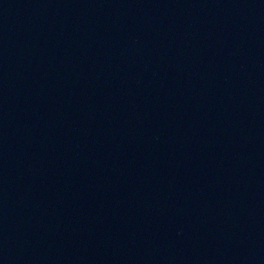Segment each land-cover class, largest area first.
I'll return each mask as SVG.
<instances>
[{
    "label": "water",
    "instance_id": "obj_1",
    "mask_svg": "<svg viewBox=\"0 0 264 264\" xmlns=\"http://www.w3.org/2000/svg\"><path fill=\"white\" fill-rule=\"evenodd\" d=\"M0 264H264V0H0Z\"/></svg>",
    "mask_w": 264,
    "mask_h": 264
}]
</instances>
